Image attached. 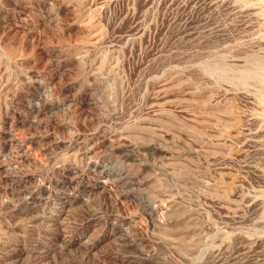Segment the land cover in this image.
I'll return each mask as SVG.
<instances>
[{
  "label": "rangeland",
  "instance_id": "374dc122",
  "mask_svg": "<svg viewBox=\"0 0 264 264\" xmlns=\"http://www.w3.org/2000/svg\"><path fill=\"white\" fill-rule=\"evenodd\" d=\"M0 264H264V0H0Z\"/></svg>",
  "mask_w": 264,
  "mask_h": 264
}]
</instances>
